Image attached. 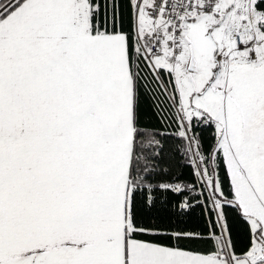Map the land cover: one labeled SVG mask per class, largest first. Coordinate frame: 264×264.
Returning <instances> with one entry per match:
<instances>
[{
  "label": "snow or ice",
  "instance_id": "6c2138e0",
  "mask_svg": "<svg viewBox=\"0 0 264 264\" xmlns=\"http://www.w3.org/2000/svg\"><path fill=\"white\" fill-rule=\"evenodd\" d=\"M0 264H264V0H0Z\"/></svg>",
  "mask_w": 264,
  "mask_h": 264
}]
</instances>
